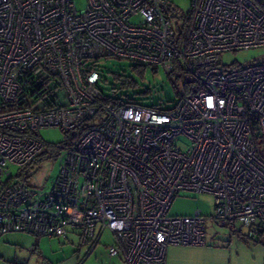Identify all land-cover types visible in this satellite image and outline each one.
<instances>
[{
	"label": "built area",
	"instance_id": "1",
	"mask_svg": "<svg viewBox=\"0 0 264 264\" xmlns=\"http://www.w3.org/2000/svg\"><path fill=\"white\" fill-rule=\"evenodd\" d=\"M166 0H0V236L26 232L92 241L111 256L164 264L168 244L204 245L200 209L171 215L181 192L214 197L210 220L264 240V60L221 54L264 47V0H191L176 32ZM113 57L195 80L170 109L105 92L94 59ZM79 130L50 187L13 180L44 148L35 131ZM185 138L184 148L175 143Z\"/></svg>",
	"mask_w": 264,
	"mask_h": 264
},
{
	"label": "rangeland",
	"instance_id": "2",
	"mask_svg": "<svg viewBox=\"0 0 264 264\" xmlns=\"http://www.w3.org/2000/svg\"><path fill=\"white\" fill-rule=\"evenodd\" d=\"M78 8L84 6V0H75ZM170 5L167 11L173 29L178 32L183 23V13L190 8L191 0H166ZM223 64H249L264 60V47L239 51H226L221 54ZM130 61L113 57H101L97 67L106 79L103 89L110 92L112 86L117 89L116 98H132L145 106L159 105L172 108L184 94L183 82L187 79L175 69L166 73L160 66H147L143 71L133 70ZM114 74H124L135 81L134 86L121 87L115 81ZM43 141L44 148L34 160L25 166H9L13 180H23L28 186L46 190L56 178L60 169L62 147L68 134L59 127H40L35 131ZM175 143L184 148L188 141L177 137ZM214 197L208 193L181 192L172 201L169 214L190 215L200 209L208 217L205 221V244L182 245L168 244L164 264H264V240L253 241L242 234L232 231L228 226H216L210 220L214 213ZM97 226V232L99 230ZM20 234V237H14ZM24 235V236H23ZM113 239L105 230L100 242L91 249V243L79 242L77 232L67 231V236H35L26 232H8L0 236V264H50L74 257L76 264H126L120 256H111L106 245ZM39 245V247L37 246ZM38 249L44 252L39 255ZM16 255L14 262L13 258ZM48 257L47 260L45 259ZM67 264V262L65 263Z\"/></svg>",
	"mask_w": 264,
	"mask_h": 264
},
{
	"label": "trees",
	"instance_id": "3",
	"mask_svg": "<svg viewBox=\"0 0 264 264\" xmlns=\"http://www.w3.org/2000/svg\"><path fill=\"white\" fill-rule=\"evenodd\" d=\"M184 14L185 13H183V16H184ZM104 58H107V57H104ZM97 62H98V59H94L92 62L95 67H97ZM132 67H133V70L138 71V72H141L146 68V66L139 65V64H132ZM175 69H177L180 72V74L183 77H185V79L187 78L183 82L184 94L192 93L194 91L193 84L195 83V80L191 77V75L181 65L178 64V62L174 63V68L171 72H173ZM113 76H114L115 81L120 83L121 87H129V86H134L136 84L135 81L127 75H124V74H117L116 75V74H114ZM100 77H101V83L103 86V83H105L106 79L103 77L101 71H100ZM116 89H117L116 86H112L110 88V92H112L114 94ZM103 90L105 92L104 104H107V102L111 99V93H107L105 91V89H103ZM126 99L132 100V101L138 103V101L135 99H132V98H126ZM151 107H154V108H157L160 110L170 109V108H162L159 105H152ZM66 133L68 134V136H67V141H65V143L62 146L63 148L70 145L74 141V139L77 137V135L79 133V130H76L75 132H66ZM252 140L255 144L257 154L259 155V157L264 159V137H262L257 130H254V132H252ZM229 228L232 231H234L232 227H229ZM235 232H237V231H235ZM255 241L259 242L258 240H255Z\"/></svg>",
	"mask_w": 264,
	"mask_h": 264
},
{
	"label": "crops",
	"instance_id": "4",
	"mask_svg": "<svg viewBox=\"0 0 264 264\" xmlns=\"http://www.w3.org/2000/svg\"><path fill=\"white\" fill-rule=\"evenodd\" d=\"M98 226V225H97ZM97 226H96V229H95V233H94V238H93V240L92 241H86V242H90L91 243V249H93L99 242H100V238H101V236H102V233L105 231V230H108L107 228H103V229H101V226L99 227V230H98V232H97ZM71 232H77V236H78V239H79V233H78V231L77 230H73V229H69ZM68 231V230H67ZM14 233H16L15 231H13ZM108 232L111 234V232L108 230ZM10 233H12V232H10ZM30 234V233H29ZM31 235V234H30ZM33 235V234H32ZM21 235L20 234H16L14 237H20ZM24 236V235H23ZM36 236V235H35ZM40 236H43V235H40ZM65 236H67V232H66V234H65ZM43 237H45V236H43ZM48 237H52V236H48ZM79 242L81 243V241H80V239H79ZM112 242V241H111ZM83 243H85V242H83ZM83 243H81V244H83ZM37 246L39 247V245L37 244ZM106 247V250H107V245L105 246ZM38 253H39V255H43L44 256V252L41 250V249H38ZM15 257L13 258V261L12 262H14L15 260H16V255H14ZM45 258V257H44ZM45 259H47V260H50V259H48V257H46ZM75 258L74 257H70L69 259H67V260H60V261H58L57 263H53V262H51V260H50V264H65L66 262H67V264H76V262H75Z\"/></svg>",
	"mask_w": 264,
	"mask_h": 264
}]
</instances>
